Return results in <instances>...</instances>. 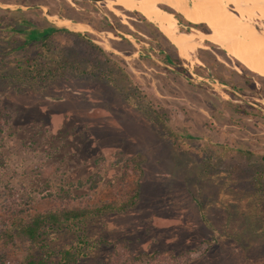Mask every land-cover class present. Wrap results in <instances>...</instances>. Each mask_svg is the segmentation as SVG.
<instances>
[{
	"label": "rangeland",
	"instance_id": "1",
	"mask_svg": "<svg viewBox=\"0 0 264 264\" xmlns=\"http://www.w3.org/2000/svg\"><path fill=\"white\" fill-rule=\"evenodd\" d=\"M16 1L31 7L0 8V74L41 52L46 62L56 52L81 63L42 92L0 83V234L18 210L111 200L139 178L142 194L132 209L57 233L48 247L67 248L86 234L107 242L77 264H128L129 256L153 252L156 260L129 264H264V77L209 40L182 57L176 37L137 10L122 18L104 1ZM222 1L258 27L256 15L238 10L244 0ZM152 3L172 14L168 28L202 31L192 26L204 23L189 8ZM53 15L74 17L84 28L69 29ZM51 23L70 32L54 33L45 48L20 46L31 27ZM244 56L264 69V56ZM63 94L70 100L60 102ZM128 160L141 162L142 176L133 163L123 172ZM94 175L100 180L92 187ZM30 250L36 248L26 239H0V264H27ZM59 259L55 254L49 264Z\"/></svg>",
	"mask_w": 264,
	"mask_h": 264
},
{
	"label": "trees",
	"instance_id": "2",
	"mask_svg": "<svg viewBox=\"0 0 264 264\" xmlns=\"http://www.w3.org/2000/svg\"><path fill=\"white\" fill-rule=\"evenodd\" d=\"M174 15L179 21H185L181 14L175 13ZM141 18L147 20L142 15ZM186 22L189 25L193 24L187 20ZM193 26L202 29V31H209L204 24H194ZM34 31L40 34L39 37L37 39L29 38L30 33ZM59 31L70 32L68 29H59ZM54 33L55 30L50 27L41 30L32 28L23 36L20 46L24 47L29 43L37 42L45 48L48 44L47 39ZM20 46L17 49L21 48ZM42 54L41 52L37 57L19 59L20 61L15 65V70L0 74V83L4 87L17 85L20 90L24 89L23 91L31 90L42 92L48 84L55 80L69 78L71 69H78L81 63L78 57L70 62L69 58L56 52L52 61L46 62ZM168 62L175 64L171 58H168ZM180 70L183 69L180 68ZM84 72L86 73V71H81V73L85 74ZM130 163H133L132 168L137 172L138 176H142L143 169L139 160L134 162L132 160L125 161L123 163V172L129 169ZM92 178L95 179L92 184V187H94L96 182L100 180V176L94 175ZM139 185V178L134 179L132 181L131 191L127 194L111 200L99 201L91 205L64 207L49 211L18 210L10 216L11 218L8 224L1 231L0 239L4 243L15 238L28 240L36 250L29 251L27 264H49L55 254L60 255L57 264H77L81 258L87 256L92 248L107 241H90L86 234H82L74 245L56 251L48 247V239L60 232H78L83 230L89 220L103 215L106 212H119L133 207L138 196ZM157 255V252L140 253L139 255L129 256L128 262L137 260L142 262L152 261L156 260ZM111 256L112 254L109 255V258H112ZM107 264L115 263L108 262Z\"/></svg>",
	"mask_w": 264,
	"mask_h": 264
},
{
	"label": "bare ground",
	"instance_id": "3",
	"mask_svg": "<svg viewBox=\"0 0 264 264\" xmlns=\"http://www.w3.org/2000/svg\"><path fill=\"white\" fill-rule=\"evenodd\" d=\"M103 1L107 8L115 15L123 18V16H125L124 11L132 12L133 10H137L161 32L176 37L174 38V42L180 47L182 57L190 58V51H192V49L195 50L196 45H198V43L200 44L198 40H209L218 43V47L223 48L233 57L241 60L251 71L264 75V69L255 67L252 63L247 61L244 56V54H264V0H244L245 2H243L245 5L243 8L239 5V3L243 4V2L237 3L238 10H240L241 13L247 10L249 15H256L257 18L261 20L258 27H252L250 24H247V22L245 23L239 16L232 14L226 8L222 0H163L183 9L189 8L191 14L203 22L210 29L211 33L203 31L187 32L168 28L164 23L169 25L174 22L172 14L161 7L155 6L152 0ZM115 5L121 6L123 11L117 9ZM53 17L58 19L59 24L69 29L82 31L84 28L82 24L74 23L69 19H60L56 16H52V18ZM228 17L233 18L234 21L228 19ZM233 50L240 52V54L238 55Z\"/></svg>",
	"mask_w": 264,
	"mask_h": 264
},
{
	"label": "crops",
	"instance_id": "4",
	"mask_svg": "<svg viewBox=\"0 0 264 264\" xmlns=\"http://www.w3.org/2000/svg\"><path fill=\"white\" fill-rule=\"evenodd\" d=\"M4 1V4H0V8L2 9V10H9V11H13V10H21V12H26L27 10H29V8L31 7V4L30 3H27V4H24V3H22V2H17L16 0H3ZM53 16H55V15H53ZM57 17H58V15H56ZM74 17H72L71 19H73ZM70 19V20H71ZM54 22V21H53ZM82 23V22H81ZM84 24V23H83ZM86 25V24H85ZM53 28L54 30H55V33H57V32H62V31H59V29H63V28H61V27H59V25L58 24H56V23H51V24H48V25H46L45 27H42V28H37V29H39V30H41V29H45V28ZM89 27V26H88ZM31 28H33V27H31ZM64 31V30H63ZM88 31V30H87ZM82 32V31H81ZM88 32H90V31H88ZM24 34H26V32L24 33ZM24 36V35H23ZM126 36V35H125ZM23 38V37H22ZM261 57H263V55H261V56H259V57H256V58H259L258 60H262L261 59ZM259 76H261V77H264V75H261V74H259ZM243 79L244 80H246L247 78H244L243 77ZM62 99H60V102H67V101H65V100H67L69 97H68V94H63L62 95ZM262 99H264V96L262 97ZM64 100V101H63ZM68 100H70V99H68ZM92 109V108H91ZM94 109H97V108H95L94 107ZM144 185H145V183H144ZM142 187H143V182H141L140 183V185H139V190H138V196H137V198H136V201H135V204H137V202H138V200H140V198H141V194H142V192H141V189H142ZM116 198V197H115ZM135 204H134V206H135ZM133 206V207H134ZM133 207H131V208H128V209H132ZM127 210V209H126ZM126 210H124V211H126ZM172 220H173V222L176 220V218H171Z\"/></svg>",
	"mask_w": 264,
	"mask_h": 264
},
{
	"label": "flooded vegetation",
	"instance_id": "5",
	"mask_svg": "<svg viewBox=\"0 0 264 264\" xmlns=\"http://www.w3.org/2000/svg\"><path fill=\"white\" fill-rule=\"evenodd\" d=\"M162 1H163V0H162ZM115 6H116L117 9H119L118 7H121V6H119V5H115ZM228 19H229V18H228ZM230 20H231V19H230ZM193 25H194V24H193ZM193 25H192V26H193ZM187 32H192V31H187ZM169 36H170V35H169ZM233 51H234V50H233ZM237 52H238V51H237ZM239 53H240V52H239ZM245 55H249V54H245ZM261 55L264 56V54H260V55H251V56H253L254 58H256V57H259V56H261ZM167 63L172 65V63H169V62H168V59H167Z\"/></svg>",
	"mask_w": 264,
	"mask_h": 264
},
{
	"label": "water",
	"instance_id": "6",
	"mask_svg": "<svg viewBox=\"0 0 264 264\" xmlns=\"http://www.w3.org/2000/svg\"><path fill=\"white\" fill-rule=\"evenodd\" d=\"M88 1H103V0H88Z\"/></svg>",
	"mask_w": 264,
	"mask_h": 264
}]
</instances>
